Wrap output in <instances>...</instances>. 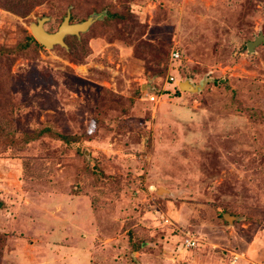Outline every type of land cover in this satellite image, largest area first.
<instances>
[{
  "label": "rangeland",
  "instance_id": "obj_1",
  "mask_svg": "<svg viewBox=\"0 0 264 264\" xmlns=\"http://www.w3.org/2000/svg\"><path fill=\"white\" fill-rule=\"evenodd\" d=\"M3 1L0 264H264V0Z\"/></svg>",
  "mask_w": 264,
  "mask_h": 264
},
{
  "label": "water",
  "instance_id": "obj_2",
  "mask_svg": "<svg viewBox=\"0 0 264 264\" xmlns=\"http://www.w3.org/2000/svg\"><path fill=\"white\" fill-rule=\"evenodd\" d=\"M102 17L103 14H93L87 20L81 23L73 24L70 23L71 14L68 12L67 16L64 18V21L55 33H50L45 29V24L49 20L47 17L38 19L36 23H32L30 30L34 38L44 47L53 48L56 45H60L62 47L68 48L65 42L66 36H80L82 33H86L93 26V24ZM263 42L264 34L260 33L254 41H250L247 44L249 51L253 52L254 48ZM179 88L182 91L194 92L199 91L201 86L194 85L189 80H186L179 84ZM160 191L162 192V190ZM225 218H227V220L231 223L234 221V219H236L235 217L229 216L228 214L225 215Z\"/></svg>",
  "mask_w": 264,
  "mask_h": 264
},
{
  "label": "trees",
  "instance_id": "obj_3",
  "mask_svg": "<svg viewBox=\"0 0 264 264\" xmlns=\"http://www.w3.org/2000/svg\"><path fill=\"white\" fill-rule=\"evenodd\" d=\"M37 0H5L3 1L2 3L5 4V5H8L9 3V7H15V8H21L23 5L25 4H28V3H34L36 2ZM39 1V0H38ZM4 5V6H5ZM6 7V6H5ZM8 9H11V8H8ZM118 18L119 21L123 22V21H126V18L123 16V15H117L116 16ZM87 20V19H85ZM84 20V21H85ZM70 23H74V17L71 15V19H70ZM29 41H34L37 45H39L33 37H30L29 38ZM29 41H27L26 43H22V44H18V46H16V48L11 51V53H19L20 51L26 49L28 46H29ZM66 42V41H65ZM67 44V42H66ZM69 45V44H67ZM10 52V51H9ZM177 89L179 92H181L180 88H178L177 86ZM45 134H48V135H58L52 128L50 127H45L43 129H41L39 132H37V134L35 136H33L34 139H36V137H40V136H44ZM60 139L63 140V141H68L69 138L66 137V136H62L60 135ZM251 221V220H250Z\"/></svg>",
  "mask_w": 264,
  "mask_h": 264
},
{
  "label": "built area",
  "instance_id": "obj_4",
  "mask_svg": "<svg viewBox=\"0 0 264 264\" xmlns=\"http://www.w3.org/2000/svg\"><path fill=\"white\" fill-rule=\"evenodd\" d=\"M173 57L178 58V57H179V53H178V52L174 53V54H173ZM171 80L174 81L175 79H174V78H171ZM149 99H150L151 101H154V100H155V96L151 95V96L149 97ZM184 244H185L186 246H188V247H194V246L196 245V242H195L192 238H187V239H185Z\"/></svg>",
  "mask_w": 264,
  "mask_h": 264
}]
</instances>
